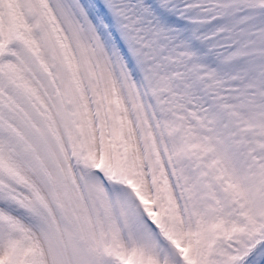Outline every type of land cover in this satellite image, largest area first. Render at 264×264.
I'll return each mask as SVG.
<instances>
[{"label":"snow or ice","instance_id":"6c2138e0","mask_svg":"<svg viewBox=\"0 0 264 264\" xmlns=\"http://www.w3.org/2000/svg\"><path fill=\"white\" fill-rule=\"evenodd\" d=\"M0 264H264V0H0Z\"/></svg>","mask_w":264,"mask_h":264}]
</instances>
